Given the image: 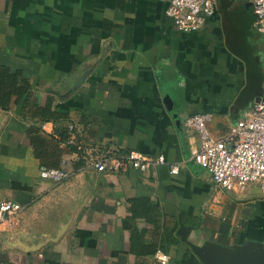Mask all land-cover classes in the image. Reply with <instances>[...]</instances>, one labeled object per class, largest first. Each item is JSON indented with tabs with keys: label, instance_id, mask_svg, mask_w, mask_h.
I'll return each instance as SVG.
<instances>
[{
	"label": "crops",
	"instance_id": "obj_1",
	"mask_svg": "<svg viewBox=\"0 0 264 264\" xmlns=\"http://www.w3.org/2000/svg\"><path fill=\"white\" fill-rule=\"evenodd\" d=\"M167 3L0 0V67L24 87L0 105V200L24 206L0 223V264H161L157 250L165 264H204L189 242L264 253V191L216 188L184 125L208 112L222 135L260 98L264 31L250 0H217L194 31ZM129 149L164 162L91 163ZM43 166L70 175L55 182Z\"/></svg>",
	"mask_w": 264,
	"mask_h": 264
},
{
	"label": "built area",
	"instance_id": "obj_2",
	"mask_svg": "<svg viewBox=\"0 0 264 264\" xmlns=\"http://www.w3.org/2000/svg\"><path fill=\"white\" fill-rule=\"evenodd\" d=\"M217 0H168L165 12L180 31H194L200 28L206 18L213 14ZM256 15L254 25L264 31V0H250ZM210 113L197 112L188 115L184 125L195 130L199 137L197 148L191 158L209 175L216 188L228 190L244 189L249 183H256L264 191V75L260 98L243 110L227 131L214 136L206 123ZM71 136L73 125L68 126ZM164 162L161 154L151 156L136 149L103 155L91 160L95 170H124L128 165L146 169ZM178 164H170V172H177ZM41 174L53 181H61L70 175L63 167H42ZM24 206L12 199L0 200V223L12 222ZM153 258L165 264L169 255L157 250Z\"/></svg>",
	"mask_w": 264,
	"mask_h": 264
},
{
	"label": "water",
	"instance_id": "obj_3",
	"mask_svg": "<svg viewBox=\"0 0 264 264\" xmlns=\"http://www.w3.org/2000/svg\"><path fill=\"white\" fill-rule=\"evenodd\" d=\"M192 251L204 264H264V253L255 254H229L223 250H216L211 243L197 245L189 242Z\"/></svg>",
	"mask_w": 264,
	"mask_h": 264
},
{
	"label": "trees",
	"instance_id": "obj_4",
	"mask_svg": "<svg viewBox=\"0 0 264 264\" xmlns=\"http://www.w3.org/2000/svg\"><path fill=\"white\" fill-rule=\"evenodd\" d=\"M20 73L18 71H10L5 67H0V105L5 106L12 94L19 96L22 93L24 87L16 88L14 86L22 78ZM49 116L51 117V114L45 115V117Z\"/></svg>",
	"mask_w": 264,
	"mask_h": 264
}]
</instances>
